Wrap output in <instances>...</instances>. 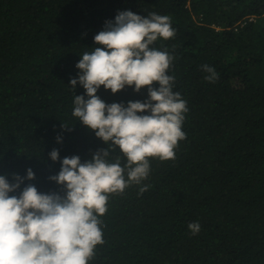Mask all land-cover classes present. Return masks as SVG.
<instances>
[{
	"label": "trees",
	"instance_id": "trees-1",
	"mask_svg": "<svg viewBox=\"0 0 264 264\" xmlns=\"http://www.w3.org/2000/svg\"><path fill=\"white\" fill-rule=\"evenodd\" d=\"M124 10L171 18L176 35L153 47L174 57L168 74L187 102L186 136L175 159L150 157L147 179L109 194L104 243L88 264H264V0H0V175L35 173L10 195L28 184L63 194L49 179L62 159L84 162L108 147L72 115L85 89L69 82ZM202 65L218 79L206 80ZM97 95L127 106L148 93L102 85ZM117 156L126 164L118 147L109 160ZM190 222L201 226L195 235Z\"/></svg>",
	"mask_w": 264,
	"mask_h": 264
},
{
	"label": "clouds",
	"instance_id": "clouds-1",
	"mask_svg": "<svg viewBox=\"0 0 264 264\" xmlns=\"http://www.w3.org/2000/svg\"><path fill=\"white\" fill-rule=\"evenodd\" d=\"M175 35L167 15L124 10L94 36L102 47L81 56L76 64L80 72L69 82L73 89L77 83L85 89V94L75 95L72 115L108 147L84 162L79 155L62 159L58 174L49 179L63 194L41 193L28 184L19 196L10 195L25 179H35V173L31 168L25 177L14 173V182L0 175V264H88L96 246L104 243L100 217L107 211L109 194L123 193L147 179L150 157L175 159V149L186 136L182 124L187 102L173 91L175 78L168 74L174 57L153 47L158 38ZM201 67L209 74L206 80L218 79L213 67ZM102 85L112 93L125 86H134L136 92L147 87L148 96L127 106L106 104L97 95ZM61 139L57 136L58 142ZM117 147L126 157L123 166L119 156L109 160ZM49 156L59 160V150L52 149ZM200 227L199 222L188 224L193 235Z\"/></svg>",
	"mask_w": 264,
	"mask_h": 264
}]
</instances>
